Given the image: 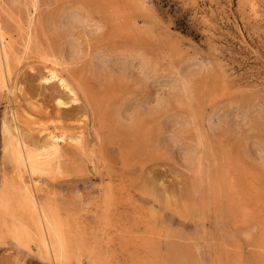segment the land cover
<instances>
[{
	"label": "rangeland",
	"instance_id": "374dc122",
	"mask_svg": "<svg viewBox=\"0 0 264 264\" xmlns=\"http://www.w3.org/2000/svg\"><path fill=\"white\" fill-rule=\"evenodd\" d=\"M243 1L37 0L39 11L33 17V31L39 34L44 29L47 36L44 40L54 47L62 41V33L46 27L47 20L60 11L81 6L92 25L96 21L103 23L95 36L97 41L91 42L90 54L104 55L112 62L122 61L118 56L133 45L121 33H134L133 28L137 27L136 33H141L140 47L156 65L149 72L140 69L136 61L126 62L130 71L125 79H120L96 72L84 60L89 56L83 55L84 62H80L81 57L67 68V73L78 79V101L71 102L63 88L50 80L37 62H21L12 71L10 91H0V183L11 170L1 157V122L4 116L9 119L12 110L20 115L19 124L23 128L36 121L57 127L55 137L62 148L59 160L63 162L64 174L54 180L42 177L40 183L47 186L48 190L43 189L53 193L61 205L75 212L79 233L92 231L94 208L104 192H109V224L99 234L111 264H133L141 254L138 255L129 236L140 235H151L159 243L162 259L166 257L165 243L172 242L177 251L192 260L190 264L207 261V264H264V251L258 246L260 232L264 230V0H254L257 14ZM5 2L8 1L1 0L2 4ZM39 3L47 5L42 7ZM24 18L21 14L19 23L23 30ZM92 25L87 28L93 29ZM14 34V40H18ZM210 36L216 39L213 46ZM189 63L196 64L193 74L188 76L193 95L189 93L190 97L183 98L177 92L175 78L186 73L184 69ZM139 69L148 72L141 82L136 77ZM118 109L130 118L122 116V119L117 115ZM40 131H33L32 135L26 131L31 145L43 142ZM80 133L85 138V148L75 150L72 138ZM198 137L208 145H205L208 159L203 162L204 176L179 165L186 151L196 146ZM229 182L234 189L228 188ZM246 210L251 223L242 224L240 220ZM122 225L128 232L126 249H121L116 239ZM244 226L246 230L252 228L249 238L242 233L246 231ZM84 250L80 264L87 261ZM33 256L18 253L8 239L0 242V264H41ZM15 257L17 263L13 261Z\"/></svg>",
	"mask_w": 264,
	"mask_h": 264
},
{
	"label": "bare ground",
	"instance_id": "6f19581e",
	"mask_svg": "<svg viewBox=\"0 0 264 264\" xmlns=\"http://www.w3.org/2000/svg\"><path fill=\"white\" fill-rule=\"evenodd\" d=\"M7 1L8 2H5L4 4H2L1 0H0V91L2 89L9 90L8 84L11 83V79H12L11 74L13 75L12 71L14 68H16L24 60H30L31 62L32 61L37 62L40 65L39 67H41V70L45 71V74H47L50 77V80L55 81V84H59V86L61 88H63L65 94L69 97L71 102L78 101V92L76 89L78 79H77V77L71 75L70 73L68 74L67 68H69L68 66L71 63H76L83 55L85 56V58H86V56H89L88 57L89 59L86 58L84 60H88V66L90 68L92 67L93 69H95L96 72L107 73L108 76L114 75L120 79H125L126 75L128 76V74H127L128 71H130V70H128L130 68L127 67L128 64L126 65V62L134 63L133 61H136V63L138 62L137 64H139V66H141L140 69L144 68V69L148 70L149 72H151L155 68L156 63L154 61H150L148 56L144 54L143 50L140 47L141 33H136L139 30V29H137V27H134L135 29L133 28L134 33H129L130 31H128V33H121V35L124 38H127L130 41V43L133 45V47L130 48L129 50H127V52H126V50H125V52H122L121 57L118 56V58H122V61L116 62L117 61L116 60V61L112 62L113 59L111 60L109 57H106L104 55H98V54L94 55V53L92 55L89 53V52L93 51L92 47H91L92 46L91 42L97 41V40H95V36L97 37V35H96L97 32H100L101 29L103 28V26H102L103 23L101 24L97 21L96 22L94 21L95 24L92 25L90 23L91 22V20L89 18L90 16L86 13V11L81 6H74L70 9L60 11V13L54 14L53 16L49 17V20H47L48 23H47L46 27H51V29L54 31V33L55 32L62 33V35L60 37L62 39V41L60 43H58L57 47H54L51 43H49L50 41L48 42L46 39L44 40V38L47 37L45 35V33L43 32L44 29H43V31H41L42 30L41 29L40 31L42 33H39V34L34 33V31H33V26H35L33 17L35 16L36 11H39V10H36L37 3H38L37 0H27L23 3H20V0H7ZM42 1L43 0H41V2ZM44 1H46V0H44ZM241 1L242 0H240V2ZM245 1L248 2L249 6H250V10L254 14H257V9H256V3L257 2H255L254 0H245ZM245 1H243V2L245 3ZM48 3L49 2H47V4ZM94 3H96V2H94ZM20 5L22 6V8H20ZM41 6L45 7L44 4ZM43 9H45V8H43ZM98 11H100V10H98ZM21 14H23V16L25 17L24 18L25 22H26L25 23L26 24L25 30H23V28H21V25L19 23V22H21V19H20ZM45 14H46V12H45ZM110 16H111V14H110ZM41 17L43 18V16H41ZM45 17H47V16H44V18ZM199 18H201V17L199 16ZM34 19L36 21V18H34ZM102 20L104 21V19H102ZM40 21L42 23L41 18H40ZM40 21H38V22H40ZM44 21H45V19H44ZM206 22L208 24V27L211 28L212 27L211 22L208 19H206ZM41 23L39 25H42ZM88 25H90V26L92 25V27L94 26V28L89 29V27L87 28ZM40 27L41 26H39V28ZM43 27H45V25ZM36 29H38L37 26H36ZM79 29H81V31H79ZM46 30H47V28H46ZM238 31H239V29H238ZM80 32H82L81 35H80ZM14 33L17 34L18 40H14V35H15ZM54 35L55 34H53V36ZM40 37L43 38L44 42H40V40H41ZM48 37H50V36H48ZM57 40H58V38H57ZM210 40L212 41L211 45L213 46L214 45L213 41H215L216 39L214 38V36H210ZM99 44L101 45V43H99ZM98 50L99 49H97L95 53H97ZM100 51H101V49H100ZM103 51H105V50H103ZM121 51H123V50H121ZM115 57L113 56L114 59H115ZM83 58L84 57L81 58L82 60H80V62L81 61L84 62ZM189 64L185 67L186 70L184 69V72H186V73H184V75H179L175 78L176 84L178 85V87H177V85L176 86L174 85V87L178 88V89L175 88V89H177V92L179 91V92H181L180 94L184 95L183 98L185 97V95L189 96V93L191 94L192 86L190 84L191 81L189 80L188 76L191 73L193 74L192 68L196 64L194 63L195 65H193V66H192V64H190V65ZM27 65L32 66L31 64H27ZM129 65H131V64H129ZM126 68H128V69H126ZM81 69H83V68H81ZM140 69H139V71H140ZM144 69H142V71H140L137 74V76H136V74L134 75V76L138 77L139 81L142 80L143 78L145 79V77L148 76V72H144L143 71ZM87 70H89V69H87ZM132 70L133 69H131V71ZM193 71L195 73V70H193ZM17 72H18V70H17ZM90 72H92V71H90ZM156 73H157V71H156ZM130 74H132V73H130ZM87 76H88V73H87ZM16 77H15V79H16ZM132 78H134V77H132ZM102 79H100V80H102ZM107 80L110 81V79H107ZM233 82H235V81H233ZM14 84H15V81H14ZM10 85H12V84H10ZM138 85H139V83H138ZM173 90H174V88H173ZM171 92H173V91H171ZM86 94H88V93H86ZM173 94H174V92H173ZM191 95H193V94H191ZM8 100H9V98H8ZM157 100H154V101H157ZM158 101L160 102V100H158ZM126 103L127 102L125 101V104ZM141 103H142V101H141ZM147 104H150V103L148 102ZM126 105H124V106L126 107ZM138 106H140V105H138ZM142 106H144V105L142 104ZM15 107H11V108H15ZM121 108L122 107H120V109ZM145 108H146V106H145ZM152 108H153V106H152ZM156 108H159V107L157 106ZM156 108L154 110H156ZM137 109H138V107H137ZM121 110L118 109V111H117L118 116H120V117L124 116L126 119L130 118V115H127L128 113L125 114V113L121 112ZM125 110L126 109H124V111ZM127 110H130V109H127ZM135 110L136 109H134L133 111L135 112ZM139 110H142L141 107L139 108ZM149 111H150V109H149ZM156 111H154V112H156ZM129 113H130V111H129ZM145 113H147V111ZM149 113H152V111ZM142 114H144V113H142ZM19 117H20V115L17 114L16 111L11 110L9 119H5V116H4L2 119V122H1V134H2L1 157H2L3 162L9 164V166L11 167V170H10L9 174L7 173L8 176L3 177V179L0 183V242H4L5 240L8 239L13 244V246L15 247V249L17 250L18 253L23 252V253H26L28 255H30V254L34 255L37 258V260H39L41 262V264H80L81 263L80 262V255H81L82 251L84 250V247L86 248L84 250V252L87 254L86 255L87 256L86 264H111L108 260V254H107L108 251L103 248L102 243H101V237L99 234V230H105L104 229L105 226L109 224L108 223L109 222V208H108V206H109V201H110L109 192L108 191L104 192V196L102 197L100 202L94 208L93 220L91 222L93 224L92 231L88 232L87 234L85 232L79 233L77 230L76 221H75L76 220L75 219V212H72L70 209H68V206L61 205L58 202V200L54 197L53 193L47 192L46 190L43 189V188L47 189V186L45 187L44 183L43 184L40 183L41 182L40 178L42 179V177H44V178H49V179L54 180V179H57L58 177H60L62 174L61 172L64 171L63 170L64 166L62 164L63 162L61 163V161H60L61 160L60 156L62 155V153H61L62 148H61L58 140L55 137L57 127L54 124H52V126H49L48 124L41 125V124H39V122L36 121L32 124L29 123V125L31 124L32 126H28V127L24 126L25 128H23L19 124V121H22L21 119L19 120ZM122 119H123V117H122ZM192 119H194V118L192 117ZM189 120H191V119H189ZM194 120H193V122H194ZM240 120H242V119H240ZM131 122H133V121H131ZM23 124H25V123L23 122ZM39 129H42V131H40ZM196 130L199 132L198 128ZM26 131H27V133L31 131V135H32L33 131L34 132L35 131L42 132L43 133V142L40 141L42 143H40V144L38 143V145H31V143L27 140L28 135L26 134ZM240 131H241V129H240ZM203 133H202V136H204ZM198 135H200V134H198ZM33 137H35V136L33 135ZM170 137H172V136H170ZM204 138L206 139V137H204ZM72 139H73L72 146H74L75 150H84L85 138L82 137V133L77 134ZM166 139H169V138H166ZM70 142H71V139H70ZM203 142H204V140H203ZM203 142H202L201 137H200L198 139V141L196 142V146H194V148L192 147V149L190 148L189 152L187 150L186 151L187 154L185 157L182 156L184 158H182V163L179 161L180 162L179 165L180 166H182V165L188 166V167H190L189 170L192 168V169H194L195 172L200 173L202 175L203 174L205 175L206 173H203V172H205V171H203V164H204L203 162L208 159V152L206 149V148H208L207 147L208 145L205 142V145H207L205 148V145ZM209 149H210V147H209ZM212 150H213V148H212ZM209 152H211V149ZM263 152H264V149H263ZM258 153H260L259 150H258ZM255 155H257V153ZM219 156H220V154H219ZM262 156L263 155H261V158H262ZM214 161H216V163H217V160H214ZM259 163H258V166L260 165ZM206 164H205V166H206ZM214 166H215V164H214ZM207 168H209V167H207ZM263 169H261V170H263ZM192 172H193V170H192ZM221 174H222V172L220 173V175ZM4 175H6V174H4ZM192 179H194V178H192ZM207 179H206V182H207ZM229 180H231V178ZM199 183H200V181H199ZM251 185L252 184H250V186ZM234 187L235 186H233V183L229 182L228 188L234 189ZM202 188H203V186H202ZM198 190H200V189H198ZM199 193H200V191H199ZM208 196H210V195H208ZM223 198L224 197H222V199ZM223 208H225V207H223ZM226 210H228V208ZM227 216H228V214H227ZM220 218H222V217H220ZM249 219H250V216L247 213V210L243 211V215L241 217L240 223L246 224L247 222L251 221V219L250 220ZM249 223H251V222H249ZM239 225H241V224H239ZM236 230H238V229H236ZM243 230H246V227ZM250 230H246V231L242 232V233H244L243 235L245 237L249 238L251 236ZM127 233L128 232L125 230L124 225H122L121 227L118 228V233H117L116 239L119 240L118 246L121 249L128 248V242L129 241L127 238ZM219 233L220 232H218V234ZM218 234L216 233V235H218ZM152 235H153V233H152ZM224 235L225 234H223L222 236H224ZM235 235H239V234L236 233ZM260 235H261V240L259 241L258 246L264 251V230L263 229L260 232ZM237 237H239V236H237ZM129 238H131L129 240L135 245L136 250L138 251V255L141 254V256H137L138 258H137V260H135L133 262V264H162V262H164V263L166 262L168 264H172V263L173 264H185V263L190 264V262L192 261V260L191 261L187 260L188 258L185 257V255L182 254L180 250L177 251L176 250V244H174L172 242H166L165 243V255H166V257H163V259H162V256H161V250L162 249H161L159 243L156 242L151 235H149V236L140 235L137 237L129 236ZM219 238L223 239L221 237H219ZM162 246H163V244H162ZM13 261L15 263H17L18 258L15 257L13 259ZM207 262H206V264H207ZM256 262L260 263V259H257ZM193 264H199V263L195 262Z\"/></svg>",
	"mask_w": 264,
	"mask_h": 264
}]
</instances>
